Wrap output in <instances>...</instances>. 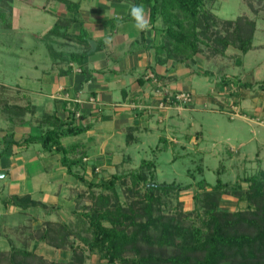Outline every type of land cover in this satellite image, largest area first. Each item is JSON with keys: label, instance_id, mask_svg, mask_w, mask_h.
I'll return each instance as SVG.
<instances>
[{"label": "crops", "instance_id": "1", "mask_svg": "<svg viewBox=\"0 0 264 264\" xmlns=\"http://www.w3.org/2000/svg\"><path fill=\"white\" fill-rule=\"evenodd\" d=\"M73 3L79 5L76 14L68 10L60 0H45V3L43 0H0V10L11 15V29L16 30L18 23H21L23 4L36 14L44 12L56 15L51 28L42 34L37 33L40 35L36 36L37 45L32 53L44 47L41 50L46 52V61L44 67L38 66L35 62L33 66L37 70L36 74L30 77L32 82L30 80L28 84L23 83V76H20L18 83L14 85L0 81V171L4 172L0 177L2 224L7 222V216L29 213L35 208L40 211L46 210L45 215L52 212L56 214L57 207H61V202H68L64 199L66 195L63 193L62 186H69L76 191L81 183L61 164L62 155L55 150L46 151L40 143L28 142L26 139L40 137L48 129L57 126L61 129L68 127V124L85 127L83 133L65 136L61 142L67 149L77 146L69 154L70 158L79 157L81 153L85 155L87 164H90L84 172L86 180L91 172L90 166L113 165V158L118 157L119 151L132 147L141 149L143 144H150L151 140L157 136L159 144H169L174 147L172 141H167L165 135L169 127L173 134H176L173 123L177 119L180 120L179 115L170 114V118H166L167 112L161 111L163 121H160L162 116L139 115V112L133 108L134 104L156 103L157 97L154 92L157 87L152 76L160 77L163 85L173 92H191L181 86L179 74L189 78L195 72L208 75V69L191 70V65L201 62V58L202 64H205L220 58L233 60L235 55L242 57V53L235 49L237 53L228 50L220 58L198 55L196 62L190 65L174 63L172 60L162 64L157 60L155 47L162 39L161 21H158L155 26L151 25L148 31H138L134 27V21L128 15L129 5L135 4L134 0L122 2L81 0V3ZM59 20L63 23L61 33L68 29L71 36L48 38V31ZM67 21L74 22L68 27ZM253 45V49L249 52L263 47L255 43ZM88 48L87 63L81 72L76 71L77 65L70 62V53L81 54ZM219 79L220 84L226 86L228 91L214 90L213 95L218 102L225 105L224 112L238 111L235 115L239 116L244 109L242 103L247 98L249 105L256 107V111L264 109L263 91L260 99L257 100V95L245 89L246 98H243L242 90H238L237 85L233 84L239 81L242 83L239 75L227 74L225 78L222 76ZM260 82H264V79ZM255 83L258 82L255 81ZM234 91H237V95L232 93ZM78 96L85 102L79 107L82 118L72 119L69 109L72 101H69V98ZM90 97L96 99V105L86 102ZM206 101H201L202 105L208 104ZM196 104L197 99L190 109H186L187 112L197 111ZM251 112L254 113V111ZM128 155L126 157H129ZM92 158L95 160L92 161ZM38 181H40L39 185ZM36 194H39V199L36 198ZM15 196H30L33 200L51 208L23 209L7 202ZM47 220L51 219L46 218L44 222Z\"/></svg>", "mask_w": 264, "mask_h": 264}, {"label": "trees", "instance_id": "2", "mask_svg": "<svg viewBox=\"0 0 264 264\" xmlns=\"http://www.w3.org/2000/svg\"><path fill=\"white\" fill-rule=\"evenodd\" d=\"M60 1L76 14L78 4L68 0ZM216 1L134 0L135 4H143L148 10L152 26L161 21L162 39L155 46L158 62L165 64L172 60L174 63L190 65L196 62L198 55L205 52L211 58L224 56L230 47L242 55L253 49L257 20L248 16L219 20L214 10L207 8L208 2ZM245 2L256 15L260 10L256 3L264 5V0ZM0 21L5 22V28L12 26L11 15L4 10H0ZM73 22L67 21L66 26L69 27ZM62 25L60 20L57 21L48 31L47 37H70L68 29L61 33ZM88 51L89 48L81 54L70 53V62L83 70ZM157 78L161 81L160 77ZM260 85L263 88L264 82ZM73 107L75 111L69 109L71 118L75 119L80 105ZM81 118L82 114L77 119ZM68 125L65 129L59 126L48 129L40 137H29L26 140L40 143L46 151L55 150L62 155L61 164L76 180L88 183L91 188L100 187L106 191L93 195L92 204L86 208L87 212L81 214V219L89 222L91 237L84 235L88 229L78 232L72 226L73 223L47 220L43 226L34 230L36 241L46 242L58 250H71L69 261L48 263L27 249L14 247L9 252L0 250V264H85L87 250L98 255L101 260H106L107 264H264V169L243 178L230 190V186L221 178L210 190L208 185L200 182L202 193L194 196L195 207L192 211H184L180 203L179 212L166 214L158 207L162 205L163 197L175 191L181 193L191 185L157 183L153 174H146L143 168L130 174V185L123 181L126 176L118 174H113L106 182L94 185L84 177L89 167L85 155L70 158L69 154L77 146L67 149L61 142L65 136L83 133L85 127ZM143 164L150 171V167L154 170L157 168L155 161H143ZM80 168L84 172H80ZM90 168L94 173L97 170L95 165ZM120 180L126 186L127 195L131 194L126 203L121 202L117 188ZM225 194H231L238 201H245L247 207L234 212L223 208L221 204ZM7 202L23 209L51 208L30 196H15ZM78 212L77 203L74 213L80 216ZM74 238L81 240L86 249L75 247Z\"/></svg>", "mask_w": 264, "mask_h": 264}, {"label": "rangeland", "instance_id": "3", "mask_svg": "<svg viewBox=\"0 0 264 264\" xmlns=\"http://www.w3.org/2000/svg\"><path fill=\"white\" fill-rule=\"evenodd\" d=\"M43 1L45 3V0ZM71 1L81 3V0ZM256 6H260L259 14L257 15L251 11L245 0H217L215 3H207V8H212L219 20H235L241 16L256 19L258 26L254 43L259 46L263 45V47L259 48L260 50L249 52L246 56L235 55L233 60H223L220 58L223 55H219L215 57H219L221 60L216 59L217 61L215 62L202 64L201 58V62L198 61L191 65L192 71L194 69H208V75L195 72L189 78L184 76V74H179V79L182 82L181 86L192 93L195 92L193 93V105L197 99V107H195L197 111L187 112L186 108L167 111L166 118H170V114L175 113V115H179L182 118H179L180 120L177 119L173 123L175 124L176 134H173L171 127H169L168 133L165 135L167 141H172L171 143L174 147L169 144H159L157 136L151 140L150 144H143L141 149L126 148V150L119 151L117 158H113V165H108V167L98 165L97 168L99 170H96L95 173L91 171L87 175V181L97 185L110 180L113 174H118L126 176L123 181L130 185L132 182L130 174L143 168L146 174H153L157 183L191 185L189 189L183 190L181 193L175 191L163 197L162 205L158 207L161 208L163 213L173 215L179 212L181 208L184 211H192L194 209V196L197 193H202V190L199 189L200 182L208 185L210 190L212 186L217 184V180L221 178L224 183L230 186V190L241 182L243 178L257 173L260 169H264V109L256 111V107L253 108L249 105L247 98L242 103V106H244L242 114L236 116L235 113L238 114V111L235 113H231V111L224 112L223 108L225 105L218 102L213 95L214 90L220 92L228 91L226 86L220 84L219 79L222 76L225 78L227 74L239 75L242 83L239 81L233 84L237 85L236 88L238 90H242L243 98H246L245 89L257 95V100L260 99L261 92H264V87L260 88V81L264 79V5L256 3ZM21 11H23V16L16 30L14 28H5L3 26L5 22L2 21V23L0 21V81L9 82L12 85L18 83L20 76L24 77L23 83L28 84L30 80L32 82L30 77H33L37 70L33 66L35 62L38 66L43 65L44 67L46 52L41 50L44 47L35 53L32 52L37 45L36 36L51 28L56 19L54 18L56 15L42 11V13L36 14L25 4H23ZM229 52L237 53L233 47L229 48ZM203 55L206 57L207 53L205 52ZM203 55L202 57H204ZM255 81L258 83H255ZM201 101H206L208 104L205 105L204 103L203 106ZM214 104L216 106H213ZM191 106L187 107V109H190ZM251 111H254V113ZM161 114L162 112H159L154 115L162 116ZM159 120L163 121V116ZM82 155V153L79 154V157ZM127 155L129 157H126ZM93 160L95 158H92ZM143 161L156 162L157 168L155 170L150 167L154 173L147 169L148 166L141 165ZM80 172H84L83 169L80 168ZM123 181L117 182V188L121 202L126 203L128 202V195L130 196L131 194L128 193L127 195ZM38 182L37 184L39 185L40 181ZM79 184L76 191L69 186H62V189H64L63 193L66 195L64 199L68 200V202L62 201L61 207H57L59 211L56 210V214L52 212L53 214L45 215L46 210L40 211L35 208L29 213L23 212L20 215L7 216V222L4 224H2L0 219V225L2 224L0 229V250L9 252L15 247L27 249L38 257L44 258L48 263L53 261L66 263L69 261L72 255L71 250H58L46 244V242L36 241V231L34 230L43 226L44 219L50 218L52 221L61 220L73 223L72 226L76 227L78 232L88 229L84 235L91 237L89 222L88 220H82L81 214L87 212L86 208L92 204V196L98 195L105 190L100 187L91 188L88 183ZM243 187L247 188V185L243 184ZM39 197V194H36V198L39 199ZM77 203L80 216L73 211ZM180 203L183 204L181 208L179 206ZM221 205L232 212L244 210L247 207L245 201H238L231 194L223 195ZM73 241L75 242V247L86 249L81 240L74 238ZM85 264H107V261L101 260L98 255H93L87 250Z\"/></svg>", "mask_w": 264, "mask_h": 264}, {"label": "built area", "instance_id": "4", "mask_svg": "<svg viewBox=\"0 0 264 264\" xmlns=\"http://www.w3.org/2000/svg\"><path fill=\"white\" fill-rule=\"evenodd\" d=\"M76 71L81 72V68L76 66ZM154 83L156 85L155 89V96L157 97L156 103L154 104H134L133 108L137 110V112H140L143 115H154L161 111H169L171 109H187V107L193 105L194 102V95L191 92L187 91H177L173 92L168 87H165L163 85V82L158 80L155 76H152ZM69 97V96H67ZM69 101H72L71 103V110L75 111V107L78 105H83L85 102L78 96V97H70ZM88 104L96 105L97 101L95 98L90 97L87 101ZM76 117H81V111L76 112ZM98 170V169H97Z\"/></svg>", "mask_w": 264, "mask_h": 264}, {"label": "clouds", "instance_id": "5", "mask_svg": "<svg viewBox=\"0 0 264 264\" xmlns=\"http://www.w3.org/2000/svg\"><path fill=\"white\" fill-rule=\"evenodd\" d=\"M128 15L134 21V27L138 31H148L151 28L149 14L143 4H130Z\"/></svg>", "mask_w": 264, "mask_h": 264}, {"label": "water", "instance_id": "6", "mask_svg": "<svg viewBox=\"0 0 264 264\" xmlns=\"http://www.w3.org/2000/svg\"><path fill=\"white\" fill-rule=\"evenodd\" d=\"M92 44L94 45V43H92ZM3 174H4V172H1V171H0V177H2Z\"/></svg>", "mask_w": 264, "mask_h": 264}]
</instances>
